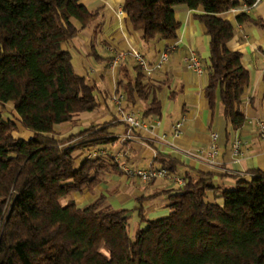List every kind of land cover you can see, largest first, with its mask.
Instances as JSON below:
<instances>
[{"label":"trees","instance_id":"obj_1","mask_svg":"<svg viewBox=\"0 0 264 264\" xmlns=\"http://www.w3.org/2000/svg\"><path fill=\"white\" fill-rule=\"evenodd\" d=\"M255 1L123 0L121 8L146 43L177 36L175 5L202 8L195 17L205 25L209 45L203 94L211 113L219 102L230 128L238 130L246 121L240 105L249 70L241 51L230 49L234 26L221 14L242 4L251 8ZM97 15L98 9L80 0H0V264H264V170L224 188L214 184L212 171L185 169L183 184L137 197L141 203L165 194L168 213L146 219L138 205L146 225L134 234L128 209L104 208L103 193L83 206L74 198L63 202L93 191L106 172L123 173L107 150L78 165L73 155L76 148L114 141L109 124L61 138L55 132L101 105L96 85L76 72L64 47ZM235 19L264 28V20L248 11H236ZM162 85L128 74L118 79L116 90L131 102L134 95L147 102L148 116L160 114L156 93ZM8 103L13 118L4 115ZM14 119L34 135L17 136ZM153 163L175 175L186 167L162 151Z\"/></svg>","mask_w":264,"mask_h":264},{"label":"crops","instance_id":"obj_2","mask_svg":"<svg viewBox=\"0 0 264 264\" xmlns=\"http://www.w3.org/2000/svg\"><path fill=\"white\" fill-rule=\"evenodd\" d=\"M80 1L90 9H98V15L88 26L80 29L75 37L66 41L64 47L71 54L76 72L86 76L89 82L96 85L94 92L101 105L94 114V110L81 112L70 122L56 126L58 138L77 133L92 124L107 123L110 125L108 132L115 136V139L98 147L110 152L121 164L144 168L157 166L153 159L157 151H162L179 159L186 166L178 168L177 174L183 175L185 169L192 168L212 171L217 176L214 184L224 188L233 187L238 177H248L255 169L264 170V138L258 133L256 126L257 120L264 121L263 27L248 22L237 23L236 12L232 9L221 14L234 26V35L228 45L230 49L241 51L242 64L249 70V82L244 89L240 105L246 121L240 129L233 130L223 116L219 102L212 114L208 99L203 94V88L208 81L204 65L208 60L209 45L206 27L195 17L196 14L203 13L201 7L190 9L186 4L175 5V15L180 21L177 36L146 43L141 39L140 33L132 28L127 18L118 15L123 0ZM248 12L264 20V0H259ZM73 21L80 27L79 21ZM165 48H168V59L150 74L137 67L131 53L132 50L142 52L149 65H153L158 54ZM191 52H194L203 64L204 70L200 73L188 67L183 60V56ZM118 53H121L122 57L117 66L111 69L108 64ZM128 74L163 83L156 93L161 104L160 114L144 116L147 102L137 95H134L131 102L122 90H116L118 79ZM114 96L119 97L123 112H133L143 117L149 128L131 129L122 120V113L118 110ZM7 105L12 108L11 104ZM179 120H182L183 124L176 135L174 124ZM228 128L229 137L226 134ZM211 132L217 133L218 144V153L213 164L206 160L207 156L204 154L196 157L189 152L198 147H208L211 143ZM235 135L247 142L242 147V155H236L232 151L231 140ZM96 148L90 147L88 153ZM105 176L108 179L104 185L116 194L112 203L128 209L131 234L146 225L145 221L140 220L135 209L138 205L142 206L146 219L167 215L165 194L148 197L141 203L137 197L175 187L177 183L169 178H156L145 183L137 178H128L124 173L115 172H106ZM88 193L92 191L74 193L83 197V203L75 200L76 203L81 206L89 203L94 197H87ZM68 197L66 199L72 198Z\"/></svg>","mask_w":264,"mask_h":264},{"label":"built area","instance_id":"obj_3","mask_svg":"<svg viewBox=\"0 0 264 264\" xmlns=\"http://www.w3.org/2000/svg\"><path fill=\"white\" fill-rule=\"evenodd\" d=\"M259 0H256L253 5H255ZM233 11H249L250 7L242 4L240 7L232 8ZM118 15H124V12L122 8L118 10ZM133 58L136 62V65L138 68L146 72L147 74H150L155 68L161 67L166 60L168 59V48L163 49L159 54L157 59L155 60L153 65H149L147 62L144 54L138 50H132ZM122 57L121 53L116 54L111 61L109 62V67L111 69H114L119 59ZM184 62L188 65V67H191L194 71L200 73L203 69V64L198 58V56L191 52L190 54H187L183 56ZM114 100L118 105V110L122 113V120L129 125V127L132 128H144L148 129V125L144 121V118L141 116H137L133 112H123L120 106V99L119 97L114 96ZM183 124L182 120L177 121L174 124V131L175 134L178 135L179 130ZM256 126L258 133L264 138V121L263 120H257ZM247 144L246 140L240 137L239 135H235L231 140V148L234 154L236 155H242L243 154V145ZM192 153V155L196 157H201L202 154H204L206 157V160L213 164L216 159V155L218 153V144H217V133L211 132V143L208 147H198L195 148L193 151H189ZM106 153V150L102 147H98L96 149L91 150L88 153V156H95L97 154ZM121 167L123 169V173L128 178H137L141 182H150L151 180L161 177V178H169L173 182L177 184H183L184 179L180 175L170 174L165 168L162 167H155V166H149V167H131L128 166L125 163L121 164Z\"/></svg>","mask_w":264,"mask_h":264},{"label":"rangeland","instance_id":"obj_4","mask_svg":"<svg viewBox=\"0 0 264 264\" xmlns=\"http://www.w3.org/2000/svg\"><path fill=\"white\" fill-rule=\"evenodd\" d=\"M97 110H94L93 112H92V114H94L95 112H96ZM4 115L6 116V117H10V118H13L14 116H13V110H12V108L10 107V105H7L6 106V111L4 112ZM15 121H16V123H17V125H18V128H17V130L15 131V134L17 135V136H21V137H23V138H25V139H27V138H30V137H32L33 135H34V133H33V131H31V130H29V129H27V128H25V127H23L21 124H20V122L19 121H17L16 119H14ZM145 121V120H144ZM88 151H89V148H82V149H80V148H76L74 151H73V155L75 156V159H76V164L78 165L79 163H81L86 157H87V155H88ZM108 178L105 176V174H104V176H103V178H102V181L103 182H101V184H99L93 191H92V193H88L87 194V197H90V195L92 196V198L94 197H97L99 194H101V193H103V194H105L106 195V203L104 204V208H118L119 206H116V205H114L112 202H113V197L116 195L115 193H113L112 192V189L111 188H109V187H106V185H104L105 183H106V181L105 180H107ZM74 194H72L71 196H69V197H72ZM75 197H74V199L76 200V201H78L79 203H83V201H82V198L83 197H81L80 195H77V194H75L74 195ZM68 197V198H69ZM87 197H85V198H87ZM73 198V197H72ZM93 198V199H94ZM162 198H166V197H162ZM67 199H63V202H65ZM159 200H162V199H159ZM157 202H159V201H157ZM121 207V206H120Z\"/></svg>","mask_w":264,"mask_h":264}]
</instances>
